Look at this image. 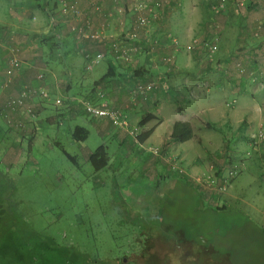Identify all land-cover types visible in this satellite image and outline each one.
<instances>
[{"label": "rangeland", "instance_id": "374dc122", "mask_svg": "<svg viewBox=\"0 0 264 264\" xmlns=\"http://www.w3.org/2000/svg\"><path fill=\"white\" fill-rule=\"evenodd\" d=\"M25 1L30 3L31 0ZM174 1L179 4L181 0ZM239 1H242L244 6L239 7ZM67 3L79 10V5L73 0H57V2L49 0L48 14L51 15L50 19L53 22L42 19L34 28L27 21H23L17 25L21 27L20 30L17 29L21 32L18 41L14 38V35H19L17 30L0 37V63L11 50L18 49L17 58L33 64L27 69L30 80L28 83L32 82L37 74L44 73L47 87L56 89L55 93L59 97L65 96L66 93V59L59 63L47 61L49 53L39 46L38 37L49 27H57L60 29L59 34L64 37L62 42L66 41V34L67 37L71 36V39H78L75 33H71V28L80 24L81 19L78 18L73 22V19L66 20V17L62 16L61 8ZM232 3L233 6L231 5L230 11L226 13L228 19L236 20L240 9L239 14L242 15L249 11L247 9L249 0ZM125 4L127 5V0H118L117 5L110 4V6L113 8L116 6V10L119 9L123 16ZM256 4L261 5V10L264 9V3ZM218 17L215 19L216 24L219 23ZM63 21L69 22V30L65 29L66 23L63 24ZM126 31L124 29V33ZM219 31L222 32L221 29ZM211 32L207 37L213 39ZM121 33L112 36L111 31L105 39L115 41ZM233 34L234 31L229 37L231 38ZM252 36L250 40L254 43V40L260 39L261 32L257 31ZM201 38L205 37L191 35L182 43L188 44L193 39L203 40ZM23 50L26 51L25 55H21ZM219 51L221 50L218 48ZM198 52L197 49L190 54L194 55ZM226 53H229V50ZM217 54L211 56L209 65L216 67L219 55ZM238 59L237 55L233 56L232 60L225 64H227L226 68L234 69L239 65L245 69L244 74L241 75L246 77L242 89L246 91L248 99L243 103L248 106L250 102L255 104L256 109H252V113L261 120V123L256 122L258 126L253 132L255 134L259 129H264V66L248 67L250 63L244 64ZM262 63L258 64L262 65ZM221 67H217V71H223ZM172 85L190 87L195 85V82L181 80ZM20 87L17 86L18 89ZM6 99L0 101V104ZM33 101L34 99L28 100L24 108L19 110L22 116L34 117L37 125H32V129L27 118H22L26 119L23 130L6 128L0 121V129L8 135V142H0V195L4 192L9 193L2 199L12 203L23 221L35 232L34 235L28 236L25 234L26 226L24 224L19 226L20 230L14 235L18 237L17 241L20 243L18 247L7 237L10 233L8 226L4 234L5 238L1 237L3 240L0 246V264H72L73 259H78L81 255H85L86 258L88 256L95 262L109 260L107 262L110 263L115 259L135 260L144 251L149 253V262L144 261V264L146 262L149 264L154 262L152 255L157 256L159 250L165 247L160 243L162 240L157 234L160 228L167 229V225H171L172 228H169L166 236L178 239L181 234L184 243H190L192 248H196L180 259V264H255L256 252L260 251V246L254 247L252 244L256 245L261 241L260 235L258 236L261 229L253 217L247 219L245 213L248 210L247 206L238 205V200L234 199L231 202L232 207H228L224 200L225 191L220 188L224 181L231 184L241 174L240 168L245 167L248 163L246 161L250 160L253 166L250 169L253 171L245 172L242 179L249 181V174L252 177L257 175L259 180L264 178L261 174L264 170V152L260 154L264 138L260 141V143L263 141L261 145L255 149L256 143L252 138L250 145L247 137L244 136V141L238 142L235 140L236 134L233 135L232 130H227L220 154H214L212 157L214 170L208 168L205 173H200L202 178L207 180L202 182V179H199L203 186L206 185L205 188H208L205 193L213 199V202L209 203L210 207L230 211L224 214H211L207 211H199L203 208L206 210V207L201 204L195 207L193 199H182L181 189L178 187L170 188L172 191L168 189L175 178H181L189 184L193 183L190 177L199 175L193 173L192 164L195 155L190 154L185 158L181 151L176 152V149L166 148V153H161L160 157L154 156L148 153L149 150L157 145L165 147L164 142L161 144L145 142L143 146L148 152L140 150L134 142L136 136L148 131V128H138L141 117L147 113L145 110L135 112L137 118L132 119L131 122L127 121V129L110 123L109 128L100 126L97 136L93 128H88L90 136L88 135L86 141H83V145L73 146L71 141L68 143L70 138L68 131L73 126L66 125V102L63 107L56 108L52 101H45L39 103L42 104L41 108L39 105L33 106ZM37 101L39 102L38 99ZM128 101L124 98L119 106H124L129 103ZM180 106L182 108L185 104L182 103ZM40 114L42 120L39 119ZM159 121L160 119L156 118L152 125H156ZM80 123L79 119L76 120L77 125ZM202 123L207 122L202 120L192 122V129L195 132L193 141L196 143L197 138H201ZM131 131L134 134L131 135ZM106 135L108 136L105 137ZM99 146L107 148L108 164L105 169L94 171L86 161L87 158L82 157V152L83 149L94 151ZM63 151L75 156L76 163L70 161ZM175 156H178V159ZM230 171L233 172L232 175ZM209 179L213 180L210 182ZM212 182H215L214 186H211ZM167 201H171L173 205L168 206ZM161 210L163 215L162 213L160 215ZM167 241L170 242V240L163 242L168 243ZM179 250L177 253L175 251L177 257H181ZM184 253L188 252L185 250Z\"/></svg>", "mask_w": 264, "mask_h": 264}, {"label": "crops", "instance_id": "0c3cea01", "mask_svg": "<svg viewBox=\"0 0 264 264\" xmlns=\"http://www.w3.org/2000/svg\"><path fill=\"white\" fill-rule=\"evenodd\" d=\"M48 1L49 0H31L30 3H27L25 0H0V37L5 33L8 34L15 32L17 29L20 30L21 27L17 25L23 23V21H27L34 28L38 26L39 21L42 19H47L50 23L53 22V20L50 19L52 18L51 15L48 14V11H50ZM74 1L79 5L81 13L80 25H83L88 32L93 30L99 33L100 31V34L102 32L104 37L109 36L111 31L113 33L112 36H118L120 32H122L121 35L125 34L124 29L129 30L133 25L134 20L147 14L146 12L138 11L135 8L134 0H127V6L124 9L123 16L119 9L116 10V6H114V8L110 6L112 3L109 0H73V2ZM157 1L158 0H149V2L153 4H158ZM54 2H57V0H54ZM164 2L167 4L162 13L163 17L161 19L149 22L148 27L142 29L135 26L137 30H139L137 32L140 39L143 34H145L144 32H148L150 37L151 35L159 34V36L162 37L164 44L168 47L159 50L158 52L170 54L169 52H171L172 46L167 39L168 33L185 42L191 35L207 38L208 33L213 31L212 27H221L220 29L222 32H211V35H213L215 39V43L221 50L218 52L219 55L217 54L216 67L214 65H209L212 57L209 55L206 56L203 52L199 51L194 55H188L183 52L176 53V70L166 75L164 88H167L160 91L150 102L142 103V106L141 104H138V102H132L128 99V94H130L131 89L129 84L132 83L131 80H128L130 69H134V66H137L136 68L140 70L136 72V75L139 77L141 75L145 76L142 78H147L149 77L148 75L157 74L162 71L161 67L158 69H156L157 67L154 68L155 60L157 61L156 58L158 56L161 57L160 54L155 58L143 55L137 60L129 59V64V61L127 63L124 61L121 62L117 56L113 57L111 52L109 53L99 44L98 41L71 39V36L67 37L66 34V41H63L58 50L60 53L66 51V62L68 64L66 101L67 99L71 100V98L74 100H81L84 95L91 94L93 95V99H95L97 93L103 90V92H101L104 93V100L109 102V106L111 108L115 107L124 109L130 122L132 119L137 118L135 117V112L145 110V112L151 113L155 118L160 119L159 123L156 125H152L154 121L152 120L144 126V128H148V130L150 129L151 131L149 138L145 142H152L154 144H161L164 142L165 145V142L168 140L171 133L172 125L175 122H189L192 126L193 121L202 120L203 122L206 121L207 123L215 125L219 131H201L200 137L204 138V140L203 138H200L202 140V146L194 142L193 139L182 144L168 143L165 145L166 148L176 149V152L181 151L183 156L185 155V158L189 157L190 154L196 156L192 164L193 173L199 175H196V177L193 178L195 181L199 182V179H202L200 173H205L208 168L211 171L214 170L212 157L214 154H220L227 130H232L233 135L236 134L237 138H235V140H238V142L240 140L244 141V137H247L249 141L248 145H250L251 138L254 134L253 132L258 126H256V122L260 121L261 123V120L257 118L256 114L254 115L252 113V109H256L254 106L255 104L253 105L250 102V106H248L243 103L248 99L246 91L243 90L246 77L239 76L233 67L232 69H230L231 67L226 68L227 64L225 63L228 61L230 62L232 57H236L237 55V58H239L238 60L242 63H250L248 67L264 66V9L261 10V5L256 4H260L261 0H249L247 5L249 11L243 13V15L237 16L236 20H232L231 18L228 19L226 14L230 11L231 6H229V10L218 17L219 23L216 24V17L212 16L209 12L211 9L210 4H214L216 2L215 0H181L179 4L174 0H164ZM159 13L160 12H156V15H159ZM109 16L111 18H109ZM222 18L224 19V22ZM66 20H69V18L66 17ZM76 20L77 19H75V21ZM75 21L73 19V22ZM233 22H235V24ZM62 23H66L65 29L69 30V22L63 21ZM18 30V33H16L19 35H14L16 41L19 40L18 37L21 35V32ZM48 30L49 29H47V31H42L43 34H46ZM233 31L234 34L230 38L229 34L233 33ZM257 31L261 32L260 39L258 41L254 40V43H251L250 37H253V33H257ZM227 50H229V53H226ZM74 51L77 52L75 55ZM25 52L26 51L23 50L21 55H25ZM85 52L93 53V55L102 52L104 53V60L95 65L92 70L87 71L84 68L85 63L82 56V53ZM258 63H262V65ZM0 64L2 65V71L0 72V81H2L0 83V101L17 96L18 91L23 85L24 87H27V85H34L35 81L28 83L30 81L29 75H27L28 68L24 67L20 71L15 72L13 78L10 79L12 80L11 83L7 84L8 79L3 71L5 64ZM217 67H221L223 71H217ZM109 69L113 71L114 77L112 79L104 80L96 86L94 83L98 82L103 76H105ZM232 79L236 82L232 83V81H230ZM181 80H185V82H195V85L190 87H187V85H172L174 82H179ZM166 81L169 82V84L166 83ZM18 85L21 86L19 89L17 88ZM168 86L171 87L168 88ZM167 89H169L168 93ZM182 96H184V98ZM124 98H127V101L130 100L131 102L128 101L129 103L120 107L119 105L123 102ZM95 101H97V99L93 102L95 103ZM98 101L101 100L98 99ZM39 103L41 102H38L37 99H34L32 102L33 106L39 105V107L42 108V104ZM182 103H184L185 106L178 110L177 104L180 105ZM68 107L69 106L66 105V124L75 128L77 125L76 120L79 119L81 123L77 126L85 129L89 136L90 132L88 128H93L96 135L99 136L98 134L101 127L109 128V125L111 126L107 119H90L86 116H82V114L75 115L71 111V108ZM1 108L5 109V107L2 106ZM69 110L71 112H69ZM12 116L16 120L27 118L29 120L30 128L32 125H37L34 121V117L28 118L26 115L22 116V112H20V114H12ZM40 118L42 120L41 114L39 116V119ZM0 121L5 127L1 117ZM41 123H39V125H41ZM221 127H223L224 130ZM69 131L68 137H70ZM108 131L111 132L110 130ZM211 132L213 134H211ZM105 134H107L106 131ZM193 134L195 135V132ZM233 135L232 138L234 137ZM7 136L8 135L4 134V131L0 129V137L6 142H8ZM228 140L229 139L225 141L228 142ZM70 141L73 146L83 145L84 143H76L71 137L68 139V143ZM261 143L260 141H256V145H254L256 147L254 148L256 149ZM261 146L262 149L260 154L262 155L261 152H264V144ZM103 147L109 158L107 148L105 146ZM225 150L226 147L224 148V152ZM82 153V157H86V161L88 162V158L93 151L83 149ZM246 163L245 167L240 168L241 174L233 180L225 190L224 200L227 202L226 205H231V202L236 199L238 200V205L247 206L248 210H246L247 212L245 211V213L250 219L253 217L255 221H257V225L264 232V178L262 177V179L259 180L257 175L252 177V175L249 174V181H244L242 178L244 177L245 172L253 171L250 169L253 168L251 160L246 161ZM228 166L230 165L228 164ZM261 174L264 175V170H262ZM210 180L212 181L213 179ZM198 184L199 183L193 185L194 187H200L201 185ZM203 198L208 204L210 203L209 200H212L210 196H208V198L203 196ZM201 202L203 205L206 204V202ZM256 254V264H264V247H260V251H257Z\"/></svg>", "mask_w": 264, "mask_h": 264}, {"label": "trees", "instance_id": "16d2710c", "mask_svg": "<svg viewBox=\"0 0 264 264\" xmlns=\"http://www.w3.org/2000/svg\"><path fill=\"white\" fill-rule=\"evenodd\" d=\"M113 5H117L118 4V0L117 2H114V0H109ZM220 0H217L214 4L210 5L211 6V9H210V14L214 17H217V16H220L221 14L227 12V9L229 8V6H233V3L232 2H235V1H238V0H228V3L226 4L225 8L220 10L219 12L215 13L213 12L212 10V7L214 5H217L218 2ZM262 3H264L263 0H261ZM158 4H160V6L158 7V11L157 12H160L159 15L157 14L156 17H153V18H150L149 22H153V21H157L158 19H161L163 17L162 13L166 7V2H157ZM165 4V5H164ZM164 5V6H162ZM127 5L125 4V7ZM238 15H242V14H239V12H237ZM148 14L144 15V16H147ZM138 19V18H137ZM137 19L133 21V25L128 29H126L127 31L125 32V34L121 35L120 37H118L117 40L115 41H127L128 43H130L131 45V53L129 54V59L133 60V59H138L139 57L141 56H146L148 55V57L150 58H155L158 56V54L161 55V57H157V61L155 60V64H154V68L158 69L159 67H161L162 71L161 72H158L157 74H152V75H148L149 77L147 78H142V77H145L143 75H141L140 77L136 75V72L140 69L136 68L137 66H134V69H130V73H129V77H128V80H131L132 83L129 84L131 89L134 90V88H136L137 86L141 85V86H144V85H147V84H153V88L151 89L149 95H148V98L147 100L145 101H142L140 99V96L139 95H136L135 97H133L131 94H128V99H130L132 102H139V103H147V102H150L153 98H155V96L160 92V91H163L165 90L166 88H164L165 86V79H166V75L172 73L173 71L176 70V53L178 52H183V53H186L188 55H190L189 52L186 51V44L185 43H182V41L178 38V37H175L173 35H171L170 33L167 34V39L170 43V45L172 46V50L171 52H169L170 54H164L162 52H158L159 50H163V49H166L168 46H166L162 40V37L159 36V34L157 35H151V37L148 35V32H144L145 34H143L142 38L140 39V37L138 36V32L139 30H137V28L135 26H138V22H137ZM148 27V26H147ZM59 28V27H58ZM140 28V27H138ZM142 29V28H140ZM219 29L220 28H216V27H212V30L213 32L216 31L217 33H219ZM59 31L60 29H57V27H51L49 28L48 32L46 34H41L39 35L38 37V41H39V46L40 47H43V49H45L49 55L47 56V61L49 62H56V63H59L61 61H63V59H66V51L60 53L58 50H59V47L62 45V37L60 34H59ZM149 31V30H148ZM92 33L95 32V31H91ZM71 33H75V31L72 30L71 28ZM98 33V32H97ZM76 34V33H75ZM102 34V33H101ZM210 34V33H209ZM77 35V34H76ZM130 35H135V37L133 39L130 38ZM169 35V36H168ZM78 36V39H86V38H83L81 37L80 35H77ZM87 40H90L91 39H87ZM173 40L177 41V44L175 42H173ZM61 41V42H60ZM115 41H109L107 39H104L103 41H98L100 45H102L109 53L111 52V55L113 57H115L116 55L111 51L110 49V44L115 42ZM205 41H208V43L211 45H216L217 44L215 43V39L213 37V40L209 37L207 38H204L203 39V42ZM60 46H59V45ZM165 47V48H164ZM169 49V48H168ZM15 53L17 54L18 53V49H14ZM196 50L192 51L191 53L195 52ZM200 52H203L206 56L209 55V52L207 51H203V49H200L199 50ZM218 52V46H217V51L215 53H213L212 55L214 54H217ZM77 52L74 51V55L76 54ZM83 55V60H84V68L85 70L87 71H90L93 69V67H95V65L101 63L102 60H104V53H97V54H102L103 55V58L98 62V63H92L93 61V53H89V52H85V53H82ZM211 55V56H212ZM210 56V55H209ZM20 60V59H19ZM118 61V60H116ZM128 62V60H121V62ZM120 62V61H118ZM158 62V63H157ZM1 63L3 64H6L5 63V59L1 60ZM129 64H130V61H129ZM67 62H66V79H68V69H67ZM91 67H89V66ZM33 66V64H27L26 62H23L20 60V69H17V71L15 72H18L20 71L23 67L24 68H31ZM90 68V69H88ZM141 68V67H139ZM242 69H244L242 67ZM235 71H237V73L239 74L238 72V68H234ZM4 71V70H3ZM14 72V74H15ZM244 72H245V69H244ZM244 72L242 74H239V75H243ZM10 77V79L13 78V75ZM39 74H42L43 75V82H41L40 84H42L43 86H46V80H45V77L46 75L44 73H39ZM5 75V73H4ZM38 75V74H37ZM114 77V74H113V71H111V69H109L107 71V73L105 74V76H103L98 82H95L94 84L97 86L99 85L100 83H102L104 80H107V79H112ZM9 79V80H10ZM126 80V79H125ZM12 80L10 81H7L9 83H11ZM35 81L34 85H37L38 84V80H37V76L34 77L33 79V82ZM232 81V83H235L236 81L235 80H230ZM167 83V81H166ZM28 88L31 87V85H27ZM50 88V87H49ZM92 88V87H91ZM168 88H170V86H168ZM56 91V89H55ZM103 92V90H101ZM101 91H99L95 97V99H99V96L98 94L99 93H102ZM169 89H167V93H168ZM18 94H19V91H18ZM55 97H59V96H50V97H47V98H41L40 96H37V95H29L27 98H25L23 101H24V106H25V103L29 100L31 101L32 99H38L40 102H45V101H52L54 107H56V105L54 104V98ZM13 98V97H12ZM61 98V100L63 101V105L60 106V107H63L65 105V102H66V105L67 106H71V111L77 115V114H82V116H86L88 118H92V119H107L109 121V119L107 117L105 118H97V117H94V116H91L90 114H88L86 112V110H84L82 107V104L81 102H90L91 104L94 103L93 101L95 99H93V95H84V97H82L83 99L79 100V99H67L66 101V93H65V96H62V97H59ZM11 99V98H9ZM9 99H6L3 103L0 104V117L3 119V122L5 124V127L6 128H9V129H13V130H23L24 128V121L22 120H16L13 118L12 114L14 115L15 113H18L20 114V109H22L21 107H10L7 105V102ZM2 107H5V109H2ZM60 107H56V108H60ZM24 108V107H23ZM108 111H118V112H121L122 116L128 121V117H127V114L125 112L124 109L122 108H111L109 106V102H108ZM177 108L178 110H180L181 106L177 104ZM69 110V112H71ZM152 120H156L155 116H153L151 113H147L145 114L144 116L141 117L139 123H138V128L140 129H143L144 126L152 121ZM67 123V121H66ZM111 123V122H110ZM67 125V124H66ZM75 125V124H74ZM2 126H4L2 124ZM68 126V125H67ZM202 129L203 130H214V131H219V129L211 124V123H202ZM120 128V127H119ZM123 129H127V128H123ZM193 129H192V126L190 125L189 122H175L173 123L172 125V129H171V133L168 137V140L165 142V145L168 144V143H178V144H182V143H185V142H188L192 139L195 138V135L193 134ZM69 134H70V137L71 139L76 142V143H81L83 141L86 140L87 136H88V133L85 129L81 128V127H78L76 125V127L72 128L70 131H69ZM151 134V131L148 130V131H144L142 133H140V135L137 137V139H133L134 142L137 144L138 148L140 150H145L147 151L143 144L145 143V141L149 138ZM2 139V137H0ZM0 139V142H6L4 141V139L1 140ZM197 143L202 146V140L197 138ZM152 148V147H150ZM148 152V151H147ZM63 153L65 154V156L70 160V161H73V163L75 164L76 163V157L74 156H71L69 155L67 152L63 151ZM150 154L154 155V156H161V153H166V147L164 146H156L154 147V149H150L149 152ZM212 156V155H211ZM175 158L178 159V156H175ZM88 162L90 163L91 167L93 168L94 171H100L102 169H105L107 167V164H108V156L105 152V148L103 146H100L98 147L97 149H95L93 151V153H91L90 157L88 158ZM171 162V159L170 161ZM180 171V170H179ZM192 179V182L191 184L189 183H186L184 180H181V178H175L173 180V182L169 185L168 189L170 191H172L170 188H176L178 187L179 189H181V197L182 199H193V205L195 207H199V205L201 204L202 206L206 207L204 210H199V211H207L208 213H211V214H224V213H229L230 211H224V210H219V208L217 207L216 208H211L210 207V204L207 205V201L204 200L203 196H206L208 198V195L205 193V190H208V188H205L203 187V184L202 182H205L207 181L206 178H202V182H197L195 181V179L193 177H190ZM209 181L211 182V180L209 179ZM208 181V182H209ZM216 182V180H215ZM215 182H212L211 186H214L213 184ZM199 183L198 185H201L200 187H194L193 184H197ZM177 185V186H176ZM228 183L226 181H224L223 185L221 186L220 189H222V191H225L228 187ZM208 186V185H207ZM200 188V189H198ZM167 194V192H166ZM165 194V195H166ZM170 193H168L169 195ZM4 195H9L8 192H4L3 194L0 195V246L2 245V240L5 238L4 234L6 233V229L7 227L9 226L10 227V233L9 235H7L8 239L12 240L14 245L15 246H20V243L18 240V237L16 238L14 235L18 233V231L20 230L19 229V226L21 225H25L26 226V231H25V234H27L28 236L30 235H34L35 232L33 229H31L24 221L23 219L21 218V216L17 213V210L15 208V206L8 202V200H3L2 198H4ZM167 196V195H166ZM212 198V196H210ZM167 200V199H166ZM206 202L205 205H203V203L201 202ZM210 202H213V199L212 200H209ZM166 204L168 206H172L173 203L171 201H167ZM228 207H232V205H229ZM8 208V210H7ZM163 210H161L160 212V215L162 213L163 215ZM242 214H244L242 212ZM245 215V214H244ZM246 216V215H245ZM248 220H250V218L248 216H246ZM168 228L164 229V228H160V231L158 232L157 236H160L161 238H159L160 240H162V242L160 241V243L164 244L165 247L163 246L161 250H159V252L157 253L158 255L155 256V255H152V260L154 262L152 263H149V264H162L164 262H169L171 264H180V259H183L186 255H188L189 253H191V250L193 249H196V248H192L191 247V244L190 243H184L182 241V238L183 236L180 234V238L178 237V239H175L171 236H166V233L167 231L169 230V228H172L171 225H167ZM259 229H261L259 227ZM260 235V239L261 241L258 242L256 245L252 244L254 247L256 246H260L261 248L264 247V232L263 230L261 229L258 233V236ZM1 237L3 239H1ZM154 238V237H153ZM170 240V242L166 243V242H163L164 240ZM263 242V243H262ZM259 244V245H258ZM146 249V247H144ZM180 249V250H179ZM180 251L179 252V256L181 255V257H177V255L175 254V251L177 253V251ZM187 251L188 253H184V251ZM82 258V259H81ZM85 255H81L78 259L77 258H74L73 259V263L72 264H144V261H147L149 262L148 258H149V253L147 251H144L142 253L141 256H139L138 258H135V260H120V259H115L113 260L112 262H107V261H92L90 260V257L87 256V258L85 259ZM71 260V259H70ZM72 261V260H71ZM126 261V262H125ZM147 262L145 264H147ZM257 263V261L255 262V264ZM230 264V263H229Z\"/></svg>", "mask_w": 264, "mask_h": 264}, {"label": "built area", "instance_id": "2783aa9c", "mask_svg": "<svg viewBox=\"0 0 264 264\" xmlns=\"http://www.w3.org/2000/svg\"><path fill=\"white\" fill-rule=\"evenodd\" d=\"M135 1V8L138 11L146 12L148 15L147 16H140L137 19L138 22V27L140 28H145L148 26L150 18L156 17V12L158 11V7L160 4H153L149 2V0H134ZM264 1V0H263ZM114 2H117V0H114ZM228 3V0H220L217 5H214L212 7L213 12L217 13L220 10L224 9L226 4ZM238 6L242 7L243 2L239 1ZM62 15L64 17H68L69 19H77L80 18L81 13L80 11L73 5L69 4H64L61 8ZM87 24V22H86ZM72 30L75 31L77 35H80L83 38L86 39H91L94 41H103L105 39L104 35L97 33V32H88L86 31L85 27L83 25H74L72 27ZM135 35H130V38L133 39ZM177 44V41L173 40ZM186 51L191 53L194 50H200L203 49V51L209 52V55L211 56L213 53L217 51V46L216 45H211L208 43V41L203 42V40H198V39H193L191 42L186 44ZM110 49L111 51L117 56V58L121 60H128L129 61V54L131 53V45L127 41H115L110 44ZM103 58L102 54H97L93 57L92 63H98L101 59ZM5 68H4V73L6 78L10 79L12 74H14L17 69H20V60L17 58L16 53L14 50H11L9 55L5 58ZM90 67V66H89ZM239 74H242L244 72V69L240 67L239 65L237 66ZM37 80L39 81L37 85H33L30 88L28 87H22L19 90V94L11 99L8 100L7 105L10 107H24V99L27 98L30 94L31 95H37L40 96L41 98H47L50 96H54L57 94L55 93L54 88H49L46 86H43L40 84L43 82V75L38 74L37 75ZM153 84H147L144 86H137L136 88L130 89V94L135 97L136 95L140 96V99L142 101L147 100L148 95L153 88ZM99 101L97 104L95 103H90V102H81L82 108L86 110L88 114L91 116L97 117V118H105L107 117L109 121L120 128H127V120L122 116L121 112L118 111H108V101H105V95L104 93H99L98 94ZM54 104L56 107H60L63 105V101L59 97L54 98ZM134 134L131 131V135ZM264 138V129H259L254 136L252 137V140L254 143L256 141H261ZM181 172V171H180ZM230 174L232 175L233 172L230 171ZM229 184V183H228Z\"/></svg>", "mask_w": 264, "mask_h": 264}]
</instances>
